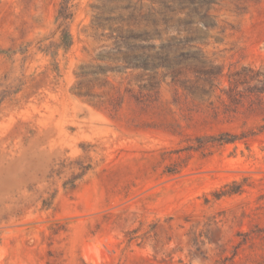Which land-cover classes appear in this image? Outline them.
<instances>
[{
  "label": "rangeland",
  "instance_id": "374dc122",
  "mask_svg": "<svg viewBox=\"0 0 264 264\" xmlns=\"http://www.w3.org/2000/svg\"><path fill=\"white\" fill-rule=\"evenodd\" d=\"M0 264H264V0H0Z\"/></svg>",
  "mask_w": 264,
  "mask_h": 264
},
{
  "label": "trees",
  "instance_id": "16d2710c",
  "mask_svg": "<svg viewBox=\"0 0 264 264\" xmlns=\"http://www.w3.org/2000/svg\"><path fill=\"white\" fill-rule=\"evenodd\" d=\"M221 140H223V139H221ZM228 140V139H227Z\"/></svg>",
  "mask_w": 264,
  "mask_h": 264
}]
</instances>
